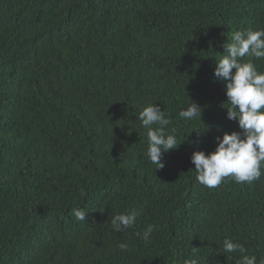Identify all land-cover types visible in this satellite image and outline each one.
<instances>
[{"label": "trees", "instance_id": "1", "mask_svg": "<svg viewBox=\"0 0 264 264\" xmlns=\"http://www.w3.org/2000/svg\"><path fill=\"white\" fill-rule=\"evenodd\" d=\"M247 29H264V0H0V264H235L225 237L261 264L264 167L209 188L191 161L239 131L214 69ZM194 101L202 119L179 118ZM156 103L181 143L163 169L138 118Z\"/></svg>", "mask_w": 264, "mask_h": 264}, {"label": "clouds", "instance_id": "2", "mask_svg": "<svg viewBox=\"0 0 264 264\" xmlns=\"http://www.w3.org/2000/svg\"><path fill=\"white\" fill-rule=\"evenodd\" d=\"M230 41L224 45L225 52L216 57L214 76L225 83L227 118L238 123L239 131L217 135L213 151L196 150L191 155L196 180L209 188L217 187L226 177L233 178L237 183H251L261 176V168L264 167V72L258 71L253 63V60L264 59V29L236 31ZM202 111V107L194 101L181 109L178 116L185 121H193L202 119ZM138 118L142 127L147 129L145 155L150 163L156 165V169H163L166 163L164 155L181 144L174 132L165 131L170 120L157 103L145 106ZM153 125L158 127L153 128ZM201 131L209 132L211 128L197 132ZM86 213L83 209L73 210L76 221H85ZM139 215L137 211L114 215L112 229L121 232L132 228ZM153 231V226L148 225L136 235L147 243ZM119 247L126 249L127 245L122 243ZM220 247L219 252L226 254L227 258L240 254L235 258V264H257V257L249 255L243 244L231 238L225 237Z\"/></svg>", "mask_w": 264, "mask_h": 264}]
</instances>
